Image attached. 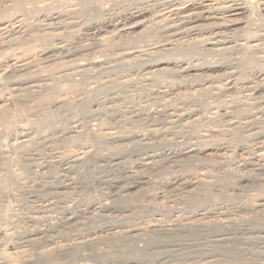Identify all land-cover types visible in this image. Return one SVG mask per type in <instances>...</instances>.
Listing matches in <instances>:
<instances>
[{"label":"rangeland","instance_id":"obj_1","mask_svg":"<svg viewBox=\"0 0 264 264\" xmlns=\"http://www.w3.org/2000/svg\"><path fill=\"white\" fill-rule=\"evenodd\" d=\"M15 1L0 264H264V0Z\"/></svg>","mask_w":264,"mask_h":264},{"label":"bare ground","instance_id":"obj_2","mask_svg":"<svg viewBox=\"0 0 264 264\" xmlns=\"http://www.w3.org/2000/svg\"><path fill=\"white\" fill-rule=\"evenodd\" d=\"M18 1V0H17ZM17 1H15V2H17ZM244 1V3L243 2H241V3H243V4H227L226 6H224L225 7V12L226 13H230L229 14V16H239V15H242V14H244V12H245V10L247 9L246 8V6H250V5H252V2H253V0H243ZM228 2V1H227ZM236 2V1H235ZM239 2H240V0H239ZM3 4V3H2ZM222 4H223V2H222ZM216 5H218L217 3H216ZM222 7V6H221ZM190 8V7H189ZM218 8H219V6H218ZM223 8V7H222ZM252 8V7H251ZM11 9V8H10ZM23 9V8H22ZM212 9V8H211ZM213 9H216V8H213ZM190 10V9H189ZM209 10V9H208ZM219 9H217V11H218ZM222 10V9H221ZM223 10H224V8H223ZM249 10V9H248ZM263 10V9H262ZM211 11V10H210ZM2 12H3V10H2ZM207 12V11H206ZM213 12V11H212ZM224 12V11H223ZM202 13V12H201ZM200 13V14H201ZM204 13V12H203ZM202 13V14H203ZM197 15H198V13H196ZM219 14V13H218ZM253 14V13H252ZM16 15V14H15ZM27 15V14H26ZM1 16V15H0ZM22 16V15H21ZM221 16H222V14H221ZM225 16H227V15H225ZM224 15L222 16V17H225ZM29 17V16H28ZM132 17H134V15L132 16ZM130 18V17H129ZM205 18H206V16H205ZM227 18V17H226ZM204 19V18H203ZM213 19V18H212ZM215 19H217V18H215ZM235 18H233V20H234ZM236 19H238V18H236ZM214 20V19H213ZM218 20V19H217ZM226 20V19H225ZM224 20V21H225ZM233 20H230V21H233ZM12 21V20H11ZM229 21V22H230ZM238 21V20H237ZM48 23V22H47ZM136 23V22H135ZM191 23V22H190ZM233 23V22H232ZM138 25V24H137ZM199 26V25H198ZM227 26V25H226ZM47 28H49V27H47ZM193 28V27H192ZM195 28V27H194ZM193 28V29H194ZM207 28V27H206ZM52 29V28H51ZM201 29V28H200ZM208 39V38H207ZM236 40V39H235ZM216 43V42H215ZM124 54V53H123ZM183 70V69H182ZM12 81V80H11ZM259 90V89H258ZM196 180V179H195ZM205 213V212H204ZM221 216V215H220Z\"/></svg>","mask_w":264,"mask_h":264}]
</instances>
